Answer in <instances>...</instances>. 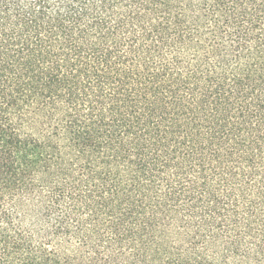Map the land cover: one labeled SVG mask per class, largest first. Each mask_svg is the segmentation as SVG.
Returning <instances> with one entry per match:
<instances>
[{
    "label": "trees",
    "instance_id": "obj_1",
    "mask_svg": "<svg viewBox=\"0 0 264 264\" xmlns=\"http://www.w3.org/2000/svg\"><path fill=\"white\" fill-rule=\"evenodd\" d=\"M0 264H264V0H0Z\"/></svg>",
    "mask_w": 264,
    "mask_h": 264
}]
</instances>
